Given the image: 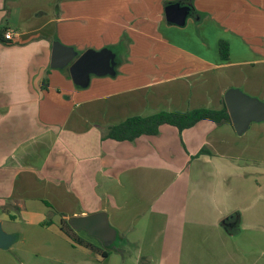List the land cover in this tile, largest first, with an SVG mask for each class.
Segmentation results:
<instances>
[{"label":"crops","instance_id":"crops-1","mask_svg":"<svg viewBox=\"0 0 264 264\" xmlns=\"http://www.w3.org/2000/svg\"><path fill=\"white\" fill-rule=\"evenodd\" d=\"M176 3L188 7L179 0H0V38L13 33L10 42L0 39V209L11 207L0 210V224L3 230L16 222L12 212H18L25 226L50 234L28 238L3 230L14 237L5 249L17 241L50 245L53 264H264V139L253 142L245 164L235 157L217 164V155L200 154L209 145L203 130L214 127L209 120L181 133L162 125L158 135L134 142L101 140V130L129 117L219 110L223 94L210 95L208 87L216 70L233 69L230 87L264 102V0H192L183 27L165 19V7ZM193 30L210 39L209 50L192 41ZM122 33L130 37V54L114 78H91L80 89L68 68H50L54 41L81 54L109 47ZM220 41L229 45L227 61L219 58ZM191 78L186 84L195 85V95H177L184 86L163 95ZM114 86L117 92H105ZM251 126L264 137V125ZM76 206L87 209L73 216L107 211L108 221L114 217L126 229L119 248L138 249L103 259L73 244L57 213ZM49 211L53 220L45 226ZM227 218L230 227L222 223Z\"/></svg>","mask_w":264,"mask_h":264},{"label":"rangeland","instance_id":"rangeland-1","mask_svg":"<svg viewBox=\"0 0 264 264\" xmlns=\"http://www.w3.org/2000/svg\"><path fill=\"white\" fill-rule=\"evenodd\" d=\"M161 6H162V4H161ZM225 7L227 8L226 9V14L230 13L231 5L230 4H226ZM209 21L212 22L211 20H209ZM118 33H119V31H118ZM193 35H194V37L196 39L193 38L192 41H194V40L197 41L198 43L202 44L206 50H209V45H210L211 42H210V39L207 36H205L206 40L204 41V39L202 37H200V35L198 34L197 31L193 30ZM154 37L155 38H161L162 35L158 34V35H156ZM129 44H130V37H129L128 33H122V34H120V37H118V40H117L116 43H114L112 45H109V47L114 48L116 50V53H115L116 57L121 60V64L127 63V60L129 58V54H130L129 51H128ZM143 44L151 45V44H157V42H152L150 40H145V41H143ZM159 44H161V43H159ZM104 48H108V47H104ZM101 49H103V48H101ZM217 49H219V48L217 47ZM147 53L148 54H146V55L143 53L142 56L145 55L144 56V57H146L145 59L146 60H150V59H148V56H150V53L149 52H147ZM218 54H219V51H218ZM219 58H220V55H219ZM211 61H213V60H211ZM213 64L214 65H210L208 68L214 69L216 67L217 63H215V61H213ZM232 70L233 69L227 70V71H225V70H216V71H214V72H212V73H210L208 75V77L213 76V79H211V81H213V85H211V84L208 85V87H210L209 88V92L211 93L210 95H212V94L213 95H217V94L219 95V93L224 95L225 91L228 88H232V87H230V86H232L231 77L228 78V76H230L229 75L230 71H232ZM204 77H205V75H204ZM200 78H201V76H198V77H195V79L191 78L189 80H186V81L182 80V81L185 82L184 84H186L189 81L190 82H194V80H199ZM92 79L97 81L99 79H105V78L92 77ZM192 79H194V80H192ZM175 86H176V89H169L168 88V91H164L163 95H173L175 93V91H178L177 89H179V88H181L183 86L186 87V88L184 90H182V94L180 93V94H177V95H195L196 93H198V89H193V87L195 85H192V84H186V85H180L179 84V85H175ZM115 87H117V86L111 87V91H105V92H111V93L117 92ZM148 92H149V89H147L146 92H143V93H148ZM66 98H64V99H66ZM191 110H194V109H191ZM227 125H229V124H227ZM256 125H264V123L252 124L251 127H254ZM221 126H223V124L222 125L214 124L213 128L207 127L206 131L203 130V138L205 137L204 135H206L207 140L209 141L208 147L204 148L203 150H205V151L207 150V151H209V153H212L213 155H217V157L212 159V160H217V164L219 162L223 161V159H222L223 157H225V158H229V157L233 158V157H235V158L240 160V164H245L244 160L248 159L251 156V146H252L253 142L262 143V140L264 139L263 135L260 134L259 131L252 130V128H251L250 130H248L242 136H237L236 133L234 132L232 126H230V125H229V127H231L230 131H228V132L226 131L224 133H217L216 129L217 128H221ZM216 140H223L224 142L221 144V146H218L217 142H215ZM210 143H213L214 145H211ZM163 153H164V150L161 149V155H163ZM256 158H258V157H256ZM258 159L262 160V158H258ZM121 162L122 163L126 162L127 164L130 163L129 167H133V165H132L133 162H131V160H128V161L127 160H123ZM143 162H145V161H143ZM255 164H256V166H255L256 168H259V166L262 167V164H259V163H255ZM154 166H156L158 168V163H155ZM167 166H169V165L164 164V163H159V167H161L162 169L167 167ZM246 166L240 167L237 164L235 165V167H238V168L240 167L241 169H244ZM253 166L254 165H249L250 168H252ZM129 167L127 166L128 170H131ZM211 167L213 168L212 164H211ZM231 168L232 167H229V170L227 172H231L232 171ZM105 202L106 203H104V202H102V203L107 208H109V210H110V208H112V206L110 207V205L107 204V201H105ZM114 208H115V206H114ZM86 209H87V207L76 206L75 209H72L70 211H64V212L63 211H58L57 215L61 216V217L64 216L68 220V219H70L72 217H81V216H78V215L73 216V212L76 211L78 214H80V212H82L83 210L86 211ZM104 212L106 214H108L107 211H104ZM109 212L113 216V212L111 210ZM12 213H13L14 216H16V218L13 219V220H17V221L16 222H10V221L6 222L3 225V230H5V231L7 230L10 233H16L19 236L22 235V233H23V235L25 234L28 238H30V237H33V238L38 237V238H42L43 239L45 236L50 235V234H47V233H43L41 230H39L37 228L34 229V228H30V227L25 226V224L20 221L19 213L18 212H12ZM46 214H47L48 219L53 220L52 217L54 216V214L52 212L49 211V213L47 212ZM118 221L119 220L116 221L114 219V217H112L111 221L109 220V225L117 233L116 241L112 245H110L111 247L104 246V245L102 246L101 245L102 242L99 239L92 238V237L88 236L85 231L79 232V236H82L83 238H85V240L89 241V243H91L93 246H95V247H97V248H99L101 250H104V251L113 252L114 250L121 249V250H124L125 254L131 253V252L134 253V251L136 249H138L137 246H135V247L126 246V247L119 248L120 247V241L123 238V232H125L126 229H123V226ZM37 230L42 232V233H38ZM49 246L50 245H41V244H36L35 246L30 245V244L26 245V244H20L17 241L15 244H13L11 246L10 249L8 248V249H5V250H0V253H1L0 254V264H18V260L19 259H23L25 264H53L52 253H51V251L49 249ZM148 247H149V245L145 244L143 246V248H142L143 251H147ZM23 250H29L32 253L33 252H38L40 254H44V255H47V256H44V255H41V256H38V257H34L33 255L29 256L27 253L22 252ZM31 252H29V253H31ZM61 253L64 254V251L62 250ZM40 257H42V258H40ZM79 259H82V255L81 254L79 255L77 260H79ZM142 264H147V262L146 263L142 262Z\"/></svg>","mask_w":264,"mask_h":264},{"label":"water","instance_id":"water-1","mask_svg":"<svg viewBox=\"0 0 264 264\" xmlns=\"http://www.w3.org/2000/svg\"><path fill=\"white\" fill-rule=\"evenodd\" d=\"M168 24L183 27L189 7H180L178 3L170 4L164 10ZM118 67L116 54L109 48L100 50L88 49L78 54L73 48L62 45L59 41L52 43L50 68L63 70L68 68L70 79L74 86L80 89L89 87L92 77L102 78L116 76ZM224 105L232 128L237 136L247 132L251 124L264 123V102L251 97L239 89H227L223 95ZM228 218L222 223L230 227ZM74 231L84 230L88 236L99 239L104 246L112 245L117 238L116 231L109 225L105 212L72 217L68 220ZM14 237L3 232L0 224V249L11 245Z\"/></svg>","mask_w":264,"mask_h":264},{"label":"trees","instance_id":"trees-1","mask_svg":"<svg viewBox=\"0 0 264 264\" xmlns=\"http://www.w3.org/2000/svg\"><path fill=\"white\" fill-rule=\"evenodd\" d=\"M192 0H179V3L188 5L190 14H193V7L191 4ZM2 33V30H1ZM4 34V33H3ZM2 42H10V40H5L4 37L0 38ZM114 53L116 50L114 48L108 47ZM219 55L221 60L227 61L229 59V45L225 41H220L218 44ZM117 63L120 65L121 60L117 58ZM209 120L216 125L229 124L231 125L226 107L224 105L223 99H221V108L219 110L212 109H194L186 112H159L157 114L147 116V117H129L123 122L115 125L109 126L105 131L101 130V140H112L115 142H134L137 138L141 136H156L159 134V128L162 125H170L175 127L179 133L184 130L194 127L197 123ZM204 150L200 151L202 154ZM11 207L4 206L0 210L4 213H8ZM13 219V217H11ZM69 220V219H68ZM68 220L61 217L60 219V231L63 235L69 239L73 244L81 246L90 250L93 253H97L103 257L107 258L111 251H104L95 246H93L89 241L85 240L82 236H79V232L74 231L70 228ZM51 220L47 219L45 226H49ZM88 237V236H87ZM101 243V242H100ZM103 246V244L101 243ZM111 247V246H108Z\"/></svg>","mask_w":264,"mask_h":264},{"label":"built area","instance_id":"built-area-1","mask_svg":"<svg viewBox=\"0 0 264 264\" xmlns=\"http://www.w3.org/2000/svg\"><path fill=\"white\" fill-rule=\"evenodd\" d=\"M3 37L5 40H12L13 37V33L11 31H5V33L3 34Z\"/></svg>","mask_w":264,"mask_h":264}]
</instances>
